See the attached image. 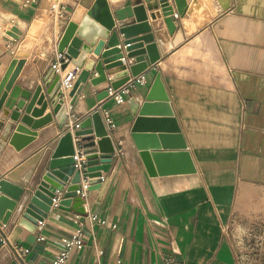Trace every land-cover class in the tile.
<instances>
[{"label": "crops", "instance_id": "crops-1", "mask_svg": "<svg viewBox=\"0 0 264 264\" xmlns=\"http://www.w3.org/2000/svg\"><path fill=\"white\" fill-rule=\"evenodd\" d=\"M93 1L57 0L52 10L43 9L47 0H0V80L14 58L23 59L13 85L34 89L57 57V42L68 22L79 24ZM123 1L109 0L110 9ZM142 4L159 59L130 78L124 101L97 99L108 81L91 84L95 70L72 104L69 90L63 95L65 122L81 121L94 110L104 120L108 112L112 120L106 127L115 152L109 171L101 172L102 181H108L105 190L101 195L99 188L86 190L88 177L81 176L83 214L60 204L62 195L56 193L46 217L37 221L33 242L17 223L27 191L4 224L8 241H0V264L13 261L11 245L24 249L21 264H52L77 229L83 245L70 251L65 264H162L166 258L237 264L236 237L264 229V0H186L188 9L175 17L173 34L158 10L152 19L144 0ZM170 4L176 13L172 0ZM42 18L48 20L39 25ZM134 21L133 16L117 23ZM119 48L127 67L135 57L126 56L125 46ZM97 58L93 52L87 56ZM122 70H105L107 80ZM58 72L62 81L69 73L77 77L80 69L69 62ZM156 77L172 116L161 115V109L142 115L162 120L154 129L142 130L155 142L143 152L170 156L162 169L167 174L151 176L131 136L135 115L128 100L141 105ZM51 112L49 105L43 114ZM9 114L0 108V180L28 189L67 130L52 115L29 143L15 149L9 143ZM70 132L79 159L82 135ZM160 134H180L186 147L180 148L177 138L164 148ZM95 149L99 153L97 145ZM182 151L188 156L182 157ZM190 162L195 171L181 173ZM48 190L56 192L52 185Z\"/></svg>", "mask_w": 264, "mask_h": 264}, {"label": "water", "instance_id": "water-1", "mask_svg": "<svg viewBox=\"0 0 264 264\" xmlns=\"http://www.w3.org/2000/svg\"><path fill=\"white\" fill-rule=\"evenodd\" d=\"M176 14L183 15L188 7L186 0H172ZM113 2V1H112ZM150 16L154 19L157 12L161 13L169 34L175 31V16L170 0H144ZM135 17L131 23L118 24L127 17ZM141 34V36H137ZM121 36V38L119 37ZM99 38L103 40H98ZM119 45L125 46L126 56L135 57L132 64L127 67L123 64V55ZM57 51L66 59L59 70H64L69 62H72L80 69L72 88L68 95L71 97L70 104L76 99L77 95L83 89L92 71L97 72L95 78L89 82L96 84L102 81H108L112 89H118L124 85L130 78L137 77L144 71L148 64H153L159 59L157 51V42L155 33L151 31L150 26L144 15V6L142 0H124L120 8L110 9L109 0H94L83 16L79 24L69 21L63 30L57 42ZM97 55V59H87L90 53ZM147 56V58L144 57ZM23 59L14 58L4 75L0 80V108L5 106L10 110L9 118L12 122V133L9 137V143L15 149H20L29 143L36 135L38 128L43 127L52 120L55 115L60 126L64 125L66 116L63 115V95L64 90L61 88V77L57 70L50 68L43 78V81L31 90H23L18 85H13L14 80L19 73ZM120 66L123 70L113 75V80H107L105 70L111 67ZM161 84L159 77L154 80L150 91L145 96L141 105L129 99L135 120L131 129V136L135 146L140 150L144 159L149 175L167 174L162 169L168 154L155 153L150 154L146 151L155 145L154 137L142 134L144 128L149 130L157 127V123L162 120L157 118H144L142 115L146 112L161 109L164 113L161 115L171 118L172 112L167 103V97L160 92ZM9 93V94H8ZM107 88H104L97 95V99L107 98ZM158 97V98H155ZM153 99L157 102H151ZM38 105V107H35ZM52 107V112L43 114L47 106ZM40 117V118H38ZM147 130V129H146ZM174 132L178 133L175 128ZM75 136L82 135L79 147L81 155L75 152L71 132L67 131L60 136L57 144L46 160L37 182L30 188H19L5 179L0 180V223L5 224L7 219L17 210L25 193L27 196L22 207L19 209L17 223L24 228L28 234V240L35 241L37 230V221H42L50 210L53 199L60 193L59 203L72 208L80 214H83V184L81 176L88 177L86 190L100 189V195L105 190L108 183L105 178L101 179V172L107 173L110 169L115 147L104 120L98 110H94L79 121L78 128L73 130ZM90 134V136H86ZM95 137L98 140L95 141ZM159 138L163 147L171 145L173 139L179 138V147L185 148V142L181 139L180 134L168 136L160 134ZM98 147L95 149V146ZM182 157L188 156L187 152H179ZM156 165V171L152 170V161ZM195 171L193 164L190 162L182 167L181 173H192ZM52 185L56 192L48 190ZM8 209V212H6ZM11 264H17L12 261Z\"/></svg>", "mask_w": 264, "mask_h": 264}, {"label": "built area", "instance_id": "built-area-1", "mask_svg": "<svg viewBox=\"0 0 264 264\" xmlns=\"http://www.w3.org/2000/svg\"><path fill=\"white\" fill-rule=\"evenodd\" d=\"M54 8H55V6H51L52 10ZM174 16L177 17V14L174 13ZM64 61H66V59L63 57V55L58 53L57 57L55 58V60L51 64V68L58 71L60 69V65ZM75 76L76 75L69 73L68 76H66L61 81V88L64 91L70 90L72 88L73 81L76 79ZM129 83L130 82L128 81L124 85L120 86L118 89H112L108 83V85H107V92H108L107 97H112L115 100V102H117V103L123 102L125 99V95H127L129 92V88H130ZM104 114H105V120L103 119L104 123L109 125V126H112L113 123H112V120H111L108 112L105 111ZM64 124H65V128L67 131H73L74 129L78 128L79 119L74 117L73 120H69V121L65 122ZM0 241H2V242L8 241V238H7L6 233H5V225L2 223H0ZM82 245H83V241L81 238L80 230L77 229L76 233H74L69 239L64 241L63 247L60 249L58 254L55 256L52 264H65L70 251L73 248H81ZM11 247H12V253H13V261H15L17 264H21L23 261L24 253H25L24 249L21 246H17V245H11ZM162 264H185V263L178 262V261L174 260L173 258H166Z\"/></svg>", "mask_w": 264, "mask_h": 264}, {"label": "rangeland", "instance_id": "rangeland-1", "mask_svg": "<svg viewBox=\"0 0 264 264\" xmlns=\"http://www.w3.org/2000/svg\"><path fill=\"white\" fill-rule=\"evenodd\" d=\"M51 6H57V0H47L44 3L43 9H48ZM48 19H40L39 25L44 24ZM239 242L238 248V263L237 264H264V229L256 231L245 237L239 235L235 239Z\"/></svg>", "mask_w": 264, "mask_h": 264}]
</instances>
